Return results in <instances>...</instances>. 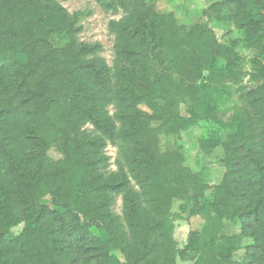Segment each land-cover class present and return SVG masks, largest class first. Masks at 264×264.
<instances>
[{"label":"trees","instance_id":"obj_1","mask_svg":"<svg viewBox=\"0 0 264 264\" xmlns=\"http://www.w3.org/2000/svg\"><path fill=\"white\" fill-rule=\"evenodd\" d=\"M99 1L124 13L113 66L56 0H0V264H178L190 251L196 264H264V0L204 11L243 32L251 72L238 41L206 25L187 31L152 0ZM228 85L239 102L220 110L212 95ZM200 122L201 151H224L211 194L182 149L160 143ZM197 216L203 230L180 248L174 220ZM223 222L238 233L220 235Z\"/></svg>","mask_w":264,"mask_h":264},{"label":"rangeland","instance_id":"obj_2","mask_svg":"<svg viewBox=\"0 0 264 264\" xmlns=\"http://www.w3.org/2000/svg\"><path fill=\"white\" fill-rule=\"evenodd\" d=\"M70 16L77 20L78 25L81 26L82 31L79 39L88 44H99L102 49V55L106 59L109 66H113L115 58V35L111 30V24L119 22L124 13L120 8H106L99 0H56ZM157 10L161 14H171L177 23L185 28L187 31L196 25H206L211 28L217 41L220 44L229 45L232 40H237L239 45L237 54L239 55L238 64L240 70L244 72H251V61L254 58V53L249 50L244 41V34L242 31L236 29L229 22H219L209 19L205 16L204 11L215 0H152ZM66 41L56 40L57 47L65 46ZM220 65H224L225 61L220 59ZM245 87H250L248 79L243 83ZM237 87L233 85L216 86L212 99L216 107L220 110L234 107L238 105ZM181 112L185 115V106L181 105ZM160 123H154L153 126H159ZM210 125L205 122H200L193 126L186 133L181 136H173L163 132L160 138L161 148L163 150L171 149L174 146L180 147L186 157V165L194 172H199L203 175L204 180L209 185L207 194L213 193V187L218 185L226 171L223 164L224 151L221 147L217 148L210 154H205L201 151L199 140L208 137V130ZM49 155L54 160L62 158L61 154L52 149ZM107 155L111 157V163L114 164L117 149L109 146ZM114 168V167H113ZM115 169V168H114ZM44 203H51V198L43 199ZM179 202L173 206V212L177 213ZM122 204L118 201L116 212L121 214ZM174 240L178 242L179 247L183 248L188 241L190 231L201 232L204 227V220L200 217H193L189 220H174ZM22 226L12 229L17 234L21 231ZM238 233V228L229 222H223L220 229V235L225 234L231 236ZM244 254V251H238L237 259ZM121 259L123 257L119 255ZM198 253L190 251L185 255L177 257L178 264H196Z\"/></svg>","mask_w":264,"mask_h":264}]
</instances>
